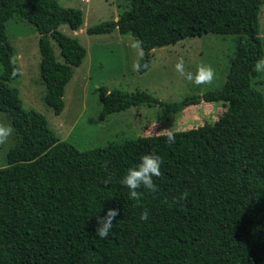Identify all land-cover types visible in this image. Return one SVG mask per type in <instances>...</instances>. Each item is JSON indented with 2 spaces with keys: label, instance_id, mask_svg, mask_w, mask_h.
<instances>
[{
  "label": "trees",
  "instance_id": "16d2710c",
  "mask_svg": "<svg viewBox=\"0 0 264 264\" xmlns=\"http://www.w3.org/2000/svg\"><path fill=\"white\" fill-rule=\"evenodd\" d=\"M126 1L116 20L86 33L117 28L132 35L143 44L138 61L148 67L154 47L206 33L234 34L233 57L220 88L178 101L100 87L98 118L140 104L158 106L164 116L201 101L226 108L213 123L173 131L171 145L165 132L79 150L60 140L43 114L23 108L8 84L19 65L6 21L19 17L38 32L43 99L58 114L65 85L86 54L58 26L78 29L82 11L57 0H0V110L17 136L0 167V264H264V96L252 85L254 66L264 58L258 22L264 0ZM152 153L162 157L163 175L154 178L159 191L141 188V200L133 201L120 181ZM185 190L187 200L173 203ZM109 208L119 215L102 239L97 217ZM145 209L150 216L142 221Z\"/></svg>",
  "mask_w": 264,
  "mask_h": 264
},
{
  "label": "rangeland",
  "instance_id": "374dc122",
  "mask_svg": "<svg viewBox=\"0 0 264 264\" xmlns=\"http://www.w3.org/2000/svg\"><path fill=\"white\" fill-rule=\"evenodd\" d=\"M57 1L62 6L82 11L83 23L78 29L72 30L67 24H60L58 30L76 38L86 48L82 62L73 68L72 76L65 85L64 105L60 113L55 114L43 99L45 87L39 71V34L34 26L19 17H13L6 21V33L13 46V59L19 65V75L8 81V84L18 89L23 108L34 109L45 116L49 127L60 140L71 143L79 150H85L102 147L110 142L181 131L215 121L214 116L209 115L212 109L205 105L208 104L205 101H202L205 105L202 110L203 121H199L195 108L164 116L158 106L146 104L109 113L100 120L99 88H118L128 92L144 90L167 102L218 89L226 79L233 57L234 34L206 33L154 47L149 67L139 73L134 70L133 65L138 62L143 50L133 47L137 40L132 35L120 34L117 28L104 34H87L85 31L87 27L99 22L116 20L118 12L126 7V0ZM258 22L264 50L263 5L259 9ZM50 43L56 59L62 61L56 42L50 39ZM181 57L185 60L186 70L193 73L201 63L211 65L216 73L213 83L197 86L183 79L175 70V64ZM1 71L0 63V73ZM252 85L264 96V73L256 72ZM211 104L220 106L222 102ZM192 119L198 120L191 123ZM0 122L11 124L7 114L1 110ZM16 141L14 129L8 143L0 147V167L6 165V154Z\"/></svg>",
  "mask_w": 264,
  "mask_h": 264
},
{
  "label": "clouds",
  "instance_id": "9594fccd",
  "mask_svg": "<svg viewBox=\"0 0 264 264\" xmlns=\"http://www.w3.org/2000/svg\"><path fill=\"white\" fill-rule=\"evenodd\" d=\"M134 48L142 49L143 44L141 41H137ZM141 59L143 58V52L140 53ZM134 70L139 71L141 69H147L148 64L140 63L139 61L133 65ZM175 70L179 75L190 83L197 86L210 85L216 78L215 70L211 65L201 63L197 66L195 73L187 71L185 68V60L183 57L179 58L175 64ZM256 72L264 73V58L258 60L254 66ZM19 69L14 67L13 75H17ZM14 128L10 123L0 122V147L6 145L9 138L13 135ZM166 142L171 145L176 142V135L169 131L167 133ZM162 157L158 154H145L140 158L139 163L135 167L128 169L126 174L122 177L120 183H122L129 190V198L133 201L141 200L143 192L139 191L141 188L147 189L148 192L156 193L159 191L158 185L154 178H159L163 175L161 172ZM104 167H107L105 164ZM112 180L111 175H108L103 181L105 185L109 184ZM189 193L187 190L181 193L179 197L173 199V203H179L187 200ZM119 215V209L109 208L103 217H97L98 226L95 230L96 236L102 239H106L109 233L114 228V221ZM150 212L145 209L140 214L142 221L149 219Z\"/></svg>",
  "mask_w": 264,
  "mask_h": 264
},
{
  "label": "crops",
  "instance_id": "0c3cea01",
  "mask_svg": "<svg viewBox=\"0 0 264 264\" xmlns=\"http://www.w3.org/2000/svg\"><path fill=\"white\" fill-rule=\"evenodd\" d=\"M153 49L150 51L152 54ZM208 104H205L208 106V108H211L212 110H210L211 112L209 113V115L214 116V119H217L218 116H220L222 114V112L225 110L226 106H224L223 104H221L220 106H218L217 104H211L213 102H207ZM204 104H202V101L199 102L198 104H194V105H190L187 108L184 109V111H186V109L188 110V108H195V112L198 114V117L200 118L199 121H203V116L204 113L202 110H204L205 107ZM208 116V115H207ZM198 119H192L190 120L191 123H196Z\"/></svg>",
  "mask_w": 264,
  "mask_h": 264
}]
</instances>
